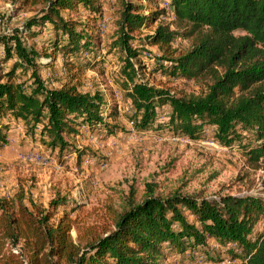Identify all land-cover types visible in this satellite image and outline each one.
<instances>
[{"label": "trees", "instance_id": "trees-1", "mask_svg": "<svg viewBox=\"0 0 264 264\" xmlns=\"http://www.w3.org/2000/svg\"><path fill=\"white\" fill-rule=\"evenodd\" d=\"M123 1L113 45L126 51L120 74L134 125L166 126L189 138L210 127L214 141L224 146L250 134L256 144L245 148L246 160H264V0H167L166 6L159 0ZM22 4L42 6L41 16L27 25L47 27L53 36L43 45L51 55L60 52L68 70L75 67L71 59L80 51L90 52L99 44L93 27L101 17L100 0ZM82 8L84 20L70 14L78 16ZM167 13L178 28L160 21ZM152 26L146 39L162 52L158 71L171 79L201 80L199 93L174 95L138 79L131 60L140 53L131 49L130 41L134 32ZM178 38L187 39L189 46L174 47ZM0 47V145L6 139L2 119L7 115L22 121L31 136L38 131L37 139L59 154L69 148L65 136L75 134L77 126L108 129L102 94L81 92L68 83L49 87L36 74L37 51L18 34L0 36ZM13 56L17 60L3 70L2 62ZM18 66L31 71L27 86L20 77L28 69L17 72ZM158 104L169 107L164 121L156 120ZM112 115L109 111L106 118ZM80 207L64 197L45 206L23 186L0 194V264H163L169 254L197 249L208 253L209 241L228 247L231 259L240 264H264V197L245 193L195 198L150 191L114 212L109 225L72 216Z\"/></svg>", "mask_w": 264, "mask_h": 264}, {"label": "rangeland", "instance_id": "rangeland-1", "mask_svg": "<svg viewBox=\"0 0 264 264\" xmlns=\"http://www.w3.org/2000/svg\"><path fill=\"white\" fill-rule=\"evenodd\" d=\"M159 1L161 6H166L167 0ZM123 2L100 0L101 17L93 27L99 44L94 43L90 52L80 51L71 59L75 67L68 70L65 57L60 52L51 55L43 45L53 36L47 27L39 23L32 28L27 25L30 19L41 16L42 6L28 7L22 0H0V36L18 34L27 47L37 51L36 74L49 87L59 88L68 83L76 85L81 92L102 94V115L109 125L108 129L77 126L75 134L65 136L69 148L59 154L37 139L38 131L31 136L22 121L5 116L2 123L6 139L0 145V194H11L23 186L35 201L45 206L53 198L64 197L71 205L81 206L72 216L108 225L114 212H121L128 201L140 200L150 191L159 196L180 193L195 198L245 193L264 197V160L250 163L244 156L245 148L256 144L250 134L238 143L224 146L214 141L210 127H204L197 138H189L166 126L143 129L134 125L120 74L126 51L113 45ZM151 5L154 7V3ZM70 14L84 20L86 11L82 8L80 15ZM160 21L178 28L172 13ZM154 28L139 29L130 41L131 49L140 53L131 60L138 79L174 95L199 93L201 80L171 79L158 71L162 52L146 39ZM173 46L183 50L189 41L178 38ZM16 60L13 56L3 61V70ZM20 67L28 69L21 71L20 77L27 86L31 71L18 66L17 72ZM109 111L113 115L106 118ZM155 111L157 122L164 121L169 107L158 104ZM67 209L59 207V211ZM72 236L76 237L74 230ZM208 247V253L197 249L184 255L169 254L163 264H240L239 260L231 259L228 247L214 241H209Z\"/></svg>", "mask_w": 264, "mask_h": 264}]
</instances>
